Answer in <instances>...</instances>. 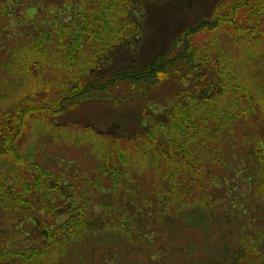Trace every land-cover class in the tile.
I'll list each match as a JSON object with an SVG mask.
<instances>
[{"label":"trees","instance_id":"1","mask_svg":"<svg viewBox=\"0 0 264 264\" xmlns=\"http://www.w3.org/2000/svg\"><path fill=\"white\" fill-rule=\"evenodd\" d=\"M27 1L0 0V264H264V0H90L45 22ZM54 32L105 51L64 61ZM219 32L254 70L231 72ZM88 103L131 112L108 135L59 124L66 148L35 158L28 119Z\"/></svg>","mask_w":264,"mask_h":264},{"label":"rangeland","instance_id":"2","mask_svg":"<svg viewBox=\"0 0 264 264\" xmlns=\"http://www.w3.org/2000/svg\"><path fill=\"white\" fill-rule=\"evenodd\" d=\"M43 4H44L43 0H28L26 2L27 7L33 9L31 14L28 15V17L33 16L36 19H38V21L43 19L42 22H45V18L47 16L49 17L50 14H48V11L46 10V7L48 9V6H49L48 3H46L45 5ZM56 4L60 5V0H57ZM86 5L88 6V4ZM114 5L116 6V4ZM39 7H41L42 10L40 12H36V9ZM79 7L83 9L85 7V4L84 5L80 4ZM55 16L56 15L53 14L50 17L55 18ZM139 21L140 22L138 23L142 24V21L141 20ZM14 25H15V19H10V26L12 27V29H14ZM101 27L102 26H99L98 28H101ZM103 32H105V35L108 34L107 30H103ZM56 34L57 32L53 33V38H54V41L56 42L54 44L61 45V50L57 49V51H60L67 56H62L61 54L54 55V56L61 58L64 61L69 56L74 58V56H77L76 53L83 55L85 58H87V60L88 59L92 60L93 56L97 53L98 50L105 51V47L103 46L104 44H101V42L100 44H93V45L87 44L86 45L85 43L79 41L78 39H75L72 43V39L67 33H66V37L62 39L58 38ZM139 35H142V34H139ZM127 36H128V33L124 37H127ZM106 37H102L101 39L105 41ZM83 39L87 40L88 38L84 36ZM245 40H248V38L236 37L233 40H231V38L227 35V33L219 32L215 34L214 44L210 41V43H208V46H210L211 48L212 47L214 48L215 45H220L219 47L220 50L223 52L225 58L228 59L231 72L233 73L232 69L233 70L238 69V73L241 74V69H243V67L244 69H247L251 66L253 70L256 68V66L254 65V61H250L247 59L245 60L242 56H241L242 65H238L235 62L236 59H240L238 55L239 54L241 55L243 48L246 46V44H248L244 42ZM80 45L83 46V50L81 49L75 50V48H79ZM0 67H3V65L0 64ZM16 67L18 66L12 65V69ZM9 69H7L4 75H2L4 69H0V92H3L5 89L9 88L8 85L6 84V81H7L6 80L7 78L5 75L6 73H8L10 76V80L8 81L10 82L14 81L13 78L11 77V71ZM62 74L64 75V73ZM66 77H68L67 72H65V75H64V78ZM47 111L48 110H46V112L44 113V115H42V117L40 116L36 117L34 115L31 116L27 121L26 131H25V134L29 135L28 137L29 144L30 146H32L28 148H31V151L34 152V157L39 159L41 162L45 161V159L49 158V156L52 154V147L50 146L51 143L54 148L59 147L60 145L62 146L63 149L66 148L65 146V141H67L66 135L65 133H63L64 132L63 130H60L58 128L59 124H62L65 130L80 129L82 131H86L84 129H88V127H90L94 131L100 130L101 132H105L108 135V134H113L115 132L114 123L119 118L123 117L124 119L131 112L128 103H125L115 109L109 108L108 106L105 107L99 103L98 104L88 103L80 107H77L75 110H72L65 115L60 116V115L54 114L52 117H50L47 114ZM61 134H62V137H60ZM49 136H51L50 142L47 139ZM23 144L25 147L27 146V137L24 138ZM68 149L70 151V148ZM65 261L66 259L64 258V259L55 261L53 264H74V262H68V261L65 262ZM184 262H185V259L180 258V259L174 260L173 262H170L169 264H182Z\"/></svg>","mask_w":264,"mask_h":264},{"label":"flooded vegetation","instance_id":"3","mask_svg":"<svg viewBox=\"0 0 264 264\" xmlns=\"http://www.w3.org/2000/svg\"><path fill=\"white\" fill-rule=\"evenodd\" d=\"M56 1L57 0H51L49 2V6H48V14L50 15H53L55 14L56 16H58L59 14L63 17H68L67 14H65L64 12H61L60 10H56L58 4H56ZM88 1L90 0H61L60 4L65 8L67 9L68 11V14H71L72 13V9L75 8V7H79L80 4H85L87 3ZM45 4V2H44ZM58 11V12H56ZM69 18V17H68ZM50 23L49 20L47 22V24Z\"/></svg>","mask_w":264,"mask_h":264}]
</instances>
